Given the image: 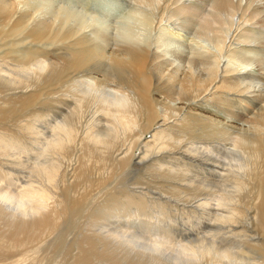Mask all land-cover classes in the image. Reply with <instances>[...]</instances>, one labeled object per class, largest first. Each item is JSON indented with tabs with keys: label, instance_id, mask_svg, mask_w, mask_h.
Instances as JSON below:
<instances>
[{
	"label": "bare ground",
	"instance_id": "obj_1",
	"mask_svg": "<svg viewBox=\"0 0 264 264\" xmlns=\"http://www.w3.org/2000/svg\"><path fill=\"white\" fill-rule=\"evenodd\" d=\"M130 1L145 8L137 24L147 31L143 39L49 0H0V158L35 155L33 165L24 167L35 180L20 183L19 194L0 178V264H148L143 255L131 257L124 243L168 252L169 237L151 222L137 223L133 213L105 236L100 221L121 219L123 211L103 216L97 208L102 197L116 203L117 196H127L131 206L145 209L146 198L128 196L125 184L143 166L144 175L184 181L179 166L176 171L159 159L156 167L154 156L166 152L188 158L189 168H229L222 184L188 179L187 186L195 188L194 199L207 196L201 206L217 202L218 224H242L240 232L229 227L230 234L246 237L255 229L264 236V52L257 55L264 51V32L256 29L264 30V0ZM172 22L192 34L190 45L185 39L174 43L180 37L161 29ZM155 27L165 44L147 42ZM100 88L114 94L100 96ZM217 113L238 125L213 117ZM176 190L180 200L183 190ZM181 236L186 243L170 252L173 264H202L191 254L202 261L211 254L207 264H264V239L254 234L224 248L223 238L209 242L202 235L192 242V234Z\"/></svg>",
	"mask_w": 264,
	"mask_h": 264
},
{
	"label": "rangeland",
	"instance_id": "obj_2",
	"mask_svg": "<svg viewBox=\"0 0 264 264\" xmlns=\"http://www.w3.org/2000/svg\"><path fill=\"white\" fill-rule=\"evenodd\" d=\"M49 1H51V2H53V3H55V5H61V6H63V7H66V8H69V9H74V10H79V11H82L83 13H85L86 15H89V16H96L97 18H99V19H101V20H104L103 22H105L106 24H107V26H109L110 27V29H117V31L119 32V31H121V32H124V30H123V28H125L126 29V31H129V32H126V33H130L131 35H134L135 34V37L138 35V37H140V39H143V38H145L144 36H146V32L147 31H145V29L143 28V27H138L137 26V24H138V19H140V17L142 16V14H143V12L145 11L144 9L145 8H143L142 6H139V4L137 3V2H134V1H130V0H121V1H118V0H57V2L55 1V0H49ZM59 3V4H58ZM61 3V4H60ZM63 3V4H62ZM133 5H132V4ZM136 4H138V5H136ZM68 5V6H67ZM139 6V7H138ZM142 9V11H141V9ZM134 10H135V12H134ZM140 10V11H139ZM142 12V13H141ZM129 22V23H128ZM170 23V22H169ZM169 23H163L162 25L164 26V28L162 27L161 29H163L164 30V32H170L171 34L173 33L174 34V36L173 37H175V36H177L180 40H178L176 37L174 38V40H178V41H173L174 43H176V42H178L179 43V41H181V39H185V41L183 40L182 41V43H184L185 45H186V43H189V45L191 44V41L193 40V36H192V34H190V32L188 31V30H185V29H182L181 28V26L179 25V24H177V22H172L171 24H169ZM133 24V25H132ZM168 24V25H167ZM175 24H177V25H179V26H177V25H175ZM113 25V26H112ZM127 25H129V26H127ZM169 25H171V27L169 26ZM174 26H175V29H174ZM130 28H132L131 30H130ZM156 29H155V31L154 32H152V31H148L149 33H147V34H149V35H151L150 36V38L151 39H147V42H149V43H154V44H156V43H159V44H165L166 42H167V40L163 37V40H165V41H162V39H160L159 40V36L161 37V36H164V35H161L160 34V31H158V29H157V27H155ZM177 28V29H176ZM166 29V30H165ZM179 29V30H178ZM182 29V30H181ZM257 29V31H259L260 33L262 32H264V30L262 29V27H260V28H256ZM261 29V30H260ZM157 30V31H156ZM181 30V31H180ZM183 30H185V31H183ZM131 31V32H130ZM185 32V33H184ZM189 34H188V33ZM152 33V34H151ZM137 34V35H136ZM172 37V38H173ZM191 37V38H190ZM162 38V37H161ZM189 38V39H188ZM191 39V40H190ZM159 40V41H158ZM181 43V42H180ZM168 45H172V44H168ZM175 44H173V46H174ZM189 45H187V46H189ZM172 47V46H171ZM240 47H243V45H241ZM239 47V48H240ZM174 48V47H173ZM248 48V46H245L244 47V49H247ZM257 50H259V48L257 49ZM258 52V51H257ZM263 52L264 51H261V50H259V52L257 53V55H260V54H263ZM248 82H249V84H251V82L248 80ZM102 88H100V89H98L99 91H97V93H98V95H100V96H108L109 94H114V92L111 90V89H109V88H104V89H102ZM101 90V91H100ZM108 90V91H107ZM104 93V94H103ZM102 94V95H101ZM208 104H209V106H211V104H212V102H208ZM208 104L205 102V106H207L208 107ZM213 105V104H212ZM213 107V106H212ZM213 108H215V107H213ZM242 109H243V107L242 106H240V109L238 110L239 112H242ZM43 112L45 113V114H49L50 112L48 111V110H45V109H43ZM48 112V113H47ZM218 114V113H217ZM214 115L213 116V114H209V115H211V116H213V117H215V118H217V119H219V120H221V121H223V122H226V123H232L233 121H235V122H233L235 125H238L237 124V122L239 123V121L238 120H236L235 118H234V120H233V117H231L230 115H227L226 116V114H218V115ZM231 117V118H230ZM227 118V119H226ZM8 126V127H7ZM12 126H14V125H12V124H4L3 125V127L4 128H12ZM14 128V127H13ZM129 143V142H128ZM230 142H228V144H229ZM129 145V144H128ZM127 145V146H128ZM172 152H166L165 153V155L163 154L162 156H154V158H153V161H154V163H155V165H156V167H158V168H160V164L161 163H159L160 161H158L159 159H161V161L162 162H171V164H173V165H176V171H177V169L179 170V168L181 169V172H179V171H177L180 175H182V176H184V178H186L187 179V182H186V179L184 180V181H181L180 179H174V180H171V179H165V178H162V177H160V178H157V177H155V176H147V175H144V172H145V166H143V168H139V170L137 169V170H134V172H131V173H129L128 174V181L127 182H125V184L126 185H128V186H126V189L129 191V193H130V195H128V196H130L131 197V195L133 194H135L134 196H136L137 195V197H139V196H142V197H145L146 198V204H147V206L145 207V209H137V207H135V205H132L131 206V204H134L133 203V199H132V197L130 198V200H129V198L127 197V196H124V197H118L117 196V198H116V203H110V199H104L103 197L101 198V199H99V204L97 205V208H98V210L102 213V215L104 216V215H106V214H108L109 216H113V215H115L116 216V211H123L122 213H121V219L119 218V219H116L114 216L113 217H108V218H110L109 219V221H105V222H101L100 221V225H102L103 227L104 226H106L105 228H103L104 230L102 231V233L105 235V236H109V235H111L112 234V232L115 230V231H118V230H120L121 228H122V226H121V223H122V221L124 220V219H126L125 217H126V214H132V215H134V218L136 219V218H138V220H140V221H138L137 223H142V222H151V224H153V225H156L157 226V228H158V230L159 231H161V234L162 235H167L168 237H169V241L167 242V243H164V246H165V249L166 250H169L168 252H164V251H162V252H156V250H154L152 247H146V246H136V247H128L127 246V244L126 243H124L123 245H122V247L123 248H125L129 253H130V256L131 257H135V258H138L139 256H141V255H143L144 257H142V258H144V260H145V262L147 261L148 262V264H157L158 262H162V264H173L174 263V259L173 258H175V257H173L172 256V254L170 253L171 251H173V250H176V249H180V248H182L181 247V243L182 242H185V241H183L182 240V242H180L181 241V235H183V236H185V237H188V234L189 235H191L192 234V236H194L195 234V236L194 237H190V238H188L189 240L190 239H192L191 241L193 242V241H195L198 237L199 238H202V235H203V237H206L207 238V240L209 241V242H212L211 240H213V242L215 241V240H218V238L220 239V238H223V239H225V240H222V239H220V243H222L223 242V245H221L220 247H222V248H224L223 246H226V247H233V245L235 244V245H238L242 240H244V239H246L247 238V236H249V238L250 239H252L253 237L254 238H256L257 240L258 239H261V240H263L264 239V236H263V234H261L260 232H257L255 229H252L253 230V233L252 234H250V233H246V237H245V235L244 234H242L241 233V235H240V237H237V236H234V235H232V234H230L229 233V229L231 228H235V229H237L239 232H240V230L238 229V227L241 225L242 226V224H237L236 226H232V225H227V224H225L224 226L221 224V223H219L218 224V222H216L215 220H214V214L217 212V211H219V208L216 206V204H217V202L216 201H214V200H211V201H209L208 203V206H206L207 207V209H206V207H203V206H201V204L200 203H202V202H204L203 200H205V198L207 197V196H203V197H205V198H203V197H201V198H203V200L201 199H194V198H197V196L198 195H194V194H196L197 192L195 191L194 192V190H195V188H191L190 186H187V185H189L188 183H189V180L190 181H200V182H204V181H206V183H207V181L209 182V180H210V182L209 183H212V184H217V185H219V184H222L223 182H222V179H223V176L224 175H226L225 173H226V171H224V170H228L229 168H227V167H223V168H221L220 166L218 167V168H215L213 165L214 164H212V165H210V166H208V165H206V166H202V167H200V166H198V167H194L193 165H192V167H194V168H189L190 166H191V162H190V160L188 161L187 159L188 158H182L177 152L176 153H172ZM169 156H168V155ZM16 154H14L13 156H15ZM25 155V156H24ZM178 155V156H177ZM30 156V157H29ZM32 156H34V157H32ZM175 156V157H174ZM165 157H168L167 159L165 158ZM171 157V158H170ZM180 157V158H179ZM33 158V159H32ZM35 158V155L34 154H23V156L20 154V156H15V158H12V157H10L9 159H10V161H9V159H5V158H3V160L0 158V161H2V162H0V164H1V166H0V178L2 179V186H8L9 187V189H11L10 191L12 192V193H14V194H19V192L21 191V189H22V185H24L25 184V182L26 181H33V180H35V178L33 177V178H30V177H32L31 176V172H30V170L29 169H27V168H24V167H29V165H33V162H34V159ZM190 158V157H189ZM156 159V160H155ZM172 159V160H171ZM182 159V160H181ZM14 160H16L18 163H21V164H23V165H20V166H18V165H16V164H13L12 163V161H14ZM179 160V161H178ZM181 160V161H180ZM27 161V162H26ZM29 161V162H28ZM179 162V163H178ZM187 162V163H186ZM8 163H12V165H10V164H8ZM28 163V165H26ZM30 163H32V164H30ZM5 164H7V165H5ZM205 164V163H204ZM5 165V166H4ZM162 165V164H161ZM186 165V166H185ZM2 166H3V168H2ZM12 166V167H11ZM177 166H179V168H177ZM189 166V167H188ZM5 167V168H4ZM189 168L190 170H188L187 168ZM214 167V168H213ZM14 168V169H13ZM16 168V169H15ZM24 170H23V169ZM199 168L201 169V170H199ZM207 168V169H206ZM213 168V169H212ZM2 169H4V171H2ZM8 169V170H7ZM21 169V170H20ZM165 169V168H164ZM198 171H197V170ZM204 169V170H203ZM211 169V170H210ZM6 170V171H5ZM10 170V171H9ZM162 170H163V167H162ZM8 171H9V173H8ZM25 171V172H24ZM204 171V172H203ZM3 172V173H2ZM6 173V175H5V173ZM201 172V173H200ZM219 172V173H218ZM18 174V175H12V174ZM28 173H29V176H28ZM203 173H205V174H203ZM24 174V175H23ZM184 174V175H183ZM194 174H196L195 176H193ZM202 174V175H201ZM212 174V175H211ZM216 174V175H215ZM13 176L14 178H12V177H10V176ZM197 175H200V176H197ZM5 176H7V177H5ZM16 176H17V178H16ZM25 176V177H24ZM202 176V177H201ZM208 176V177H207ZM3 177V178H2ZM19 177H20V180H19ZM140 177V178H139ZM189 177V178H188ZM195 177V178H194ZM198 177V178H197ZM201 177V178H200ZM17 180H16V179ZM26 178V179H25ZM28 178V179H27ZM147 178V179H146ZM206 178V179H205ZM209 178V179H208ZM213 178V179H212ZM142 179V180H141ZM152 179V180H151ZM189 179V180H188ZM198 179V180H197ZM202 179V180H201ZM212 179V180H211ZM215 179H217V180H215ZM19 180V182H16V181H18ZM26 180V181H25ZM160 180V181H159ZM215 180V181H214ZM15 181V182H14ZM131 181V182H130ZM167 181H169V182H167ZM35 182V181H34ZM153 183V185L151 184V183ZM175 184H174V183ZM177 182V183H176ZM180 182H183V183H180ZM185 182L187 183V184H185ZM216 182V183H215ZM20 183H22V185L20 184ZM135 184L137 185V186H135ZM155 184V185H154ZM162 184H164V185H162ZM183 184V185H182ZM177 185V186H176ZM21 186V187H20ZM134 186V187H133ZM158 186V187H157ZM160 186V187H159ZM138 187V188H137ZM141 187V188H140ZM150 187H151V189H150ZM153 187V188H152ZM183 187H185V188H183ZM140 188V189H139ZM156 188V189H155ZM159 190H158V189ZM162 188H164V190L162 189ZM177 188H179V189H181V190H183V193L184 194H181V199H180V197H179V199L180 200H178V198H175V197H178V195H179V193L177 192ZM187 188V189H186ZM149 189V190H148ZM154 191H153V190ZM173 189V190H172ZM192 189V190H191ZM134 191V192H133ZM158 191H161V192H158ZM166 191H167V193H169V194H167L166 195ZM153 194H152V193ZM162 192L164 193V194H162ZM172 192V193H171ZM190 192V193H189ZM193 192V193H192ZM158 193H160V194H158ZM200 193V192H199ZM198 193V194H199ZM162 194V195H161ZM190 194H192V195H190ZM151 195V196H150ZM160 197H159V196ZM164 195V196H163ZM184 195V196H183ZM189 195V196H188ZM149 196V197H148ZM171 198H170V197ZM191 196V197H190ZM153 197H155V198H153ZM172 197H174V198H172ZM199 197V196H198ZM156 198H158L157 200H156ZM166 198V199H165ZM186 198V199H185ZM188 198V199H187ZM192 198V199H191ZM154 199H155V203H154ZM161 199V200H160ZM210 199H212V198H209V200ZM166 200V201H165ZM182 200V201H181ZM188 200H190V201H188ZM192 200V201H191ZM151 201H152V203H151ZM169 201V202H168ZM182 202L181 204H178V203H180V202ZM201 201V202H200ZM214 201V202H213ZM106 202V203H105ZM172 202V203H171ZM178 202V203H177ZM183 202H185V203H183ZM188 202V204H187V206H186V203ZM199 203V204H196V203ZM158 203H160V204H158ZM173 203H175L174 205H173ZM190 203H192L191 205H190ZM129 204V205H128ZM154 205V206H153ZM156 205V206H155ZM190 205V206H189ZM201 207H200V206ZM189 206V207H188ZM192 206V208H190ZM135 207V208H134ZM155 207H157V208H155ZM162 207V208H161ZM183 207H184V209H183ZM185 207H186V209H185ZM22 207H20L19 209H21ZM105 208L106 209H111V210H109V211H106L105 210ZM166 208V209H165ZM115 209V210H114ZM129 209V210H128ZM136 209V210H135ZM146 209H147V211H146ZM153 209V210H152ZM162 209V210H161ZM165 209V210H164ZM171 209H172V211H173V213H172V211H171ZM177 209H178V211H177ZM190 209H192L191 211H194V212H191L190 211ZM194 209V210H193ZM200 211H199V210ZM203 209V210H202ZM207 210V211H209L210 212V217H209V215H208V213L205 211L204 212V210ZM114 211V213H113V211ZM139 210V211H138ZM144 210V211H143ZM156 210V211H155ZM176 210V211H175ZM183 210V211H182ZM185 210H187V212H188V214H186L187 212L185 211ZM212 210V211H211ZM111 211V212H110ZM119 211V212H120ZM133 211V212H132ZM160 211V212H159ZM161 211H162V213H163V211H164V213L163 214H161ZM169 211H170V213H169ZM196 211V212H195ZM197 211H198V213H197ZM10 214H11V209H10V211H8ZM167 212V213H166ZM178 212H179V214H178ZM202 212H204V213H202ZM116 213V214H115ZM177 213V214H176ZM182 213V214H181ZM191 213V214H190ZM194 213H196L197 215H195ZM207 213V214H206ZM141 214H142V216H141ZM170 214V215H169ZM175 214V215H174ZM138 215V216H137ZM162 216V217H161ZM178 216V217H177ZM183 216V217H182ZM187 216V217H186ZM195 216H197L196 218H194ZM201 216H203V217H201ZM106 217V216H105ZM152 217V218H151ZM170 217H171V219H170ZM177 217V218H176ZM189 217V218H188ZM115 218V219H114ZM118 218V217H117ZM187 218V219H186ZM190 218H192V222L190 221V222H186V221H188V220H190ZM200 218V219H199ZM203 218V219H202ZM112 219V220H111ZM156 219V220H155ZM169 219H170V221H169ZM186 219V220H185ZM208 222V224L206 223V221ZM106 220H108V219H106ZM142 220V221H141ZM195 220V221H194ZM203 221V223H202V221ZM184 221V222H183ZM198 221H201V222H198ZM205 221V222H204ZM116 222V223H115ZM121 222V223H120ZM178 222H179V224H178ZM195 222V223H194ZM196 222H198V223H196ZM105 223V224H104ZM115 223V224H114ZM175 223V224H174ZM188 223H192V227H190L191 226V224H190V226H189V224ZM194 223V224H193ZM203 225H201V224ZM139 224V225H140ZM197 224V225H196ZM207 224V225H206ZM218 226H221V227H223V228H221V227H218ZM221 224V225H220ZM136 225V224H135ZM134 225V226H135ZM138 225V226H139ZM204 225H206V226H208L207 228H206V226H204ZM194 226H197L196 228L198 229V230H196V228L194 227ZM202 226V227H201ZM230 227V228H229ZM188 228H191V229H188ZM195 228V229H194ZM202 228V229H201ZM203 228H206L205 230H203ZM227 229V231H226V229ZM240 228V227H239ZM195 231V233L194 232H192L193 230ZM201 229V230H200ZM222 229V230H221ZM223 229H225V230H223ZM187 230V231H186ZM192 232H190V231ZM209 230H212V231H209ZM218 230V231H217ZM200 231H201V233H200ZM223 233H222V232ZM129 233H131V234H137L136 232H134V230H129L128 231ZM171 232V233H170ZM206 232H208L207 234H206ZM214 232V233H213ZM200 233V234H199ZM204 233H205V236H204ZM212 233V234H211ZM220 233V236H218V234ZM222 233V234H221ZM229 233V234H228ZM257 233H258V235H257ZM102 234V235H103ZM227 234H228V236H231L230 238H228L227 237ZM249 234V235H248ZM253 234H254V236H253ZM201 235V236H200ZM72 236V237H71ZM70 236V239L71 238H73V236L74 235H71ZM253 236V237H252ZM180 237V238H179ZM211 237V238H210ZM213 237V238H212ZM214 237H216V238H214ZM236 237H237V239H236ZM263 237V238H262ZM148 238H151V237H149L148 236ZM162 238H164V237H162ZM196 238V239H195ZM197 239V240H200V239ZM180 239V240H179ZM187 239V240H188ZM230 239H231V241H230ZM226 240L227 241H230V242H226ZM238 240V241H237ZM235 242V243H233V242ZM186 243V242H185ZM220 243H218V244H220ZM224 243H225V245H224ZM227 244H229V245H227ZM163 248V247H162ZM120 252H122V250L120 251ZM140 254V255H139ZM193 255V256H192ZM190 257L192 258V257H194V259H193V261L196 263V262H201L202 264H207L206 263V261H208L209 262V259L212 257L211 256V254L210 255H208L207 257H206V259H204L203 261H205L204 263H203V261L201 260L202 259V257L201 256H198V255H194V254H191L190 255ZM190 257H189V259H190ZM199 257V259H197ZM217 259V258H216ZM195 260H197V261H195ZM185 261L186 260H184V264H186L185 263ZM212 261H215V260H212ZM217 261V260H216ZM7 262H9V261H7ZM54 262V261H53ZM219 264H245V263H243L242 261H233V260H230V259H224V260H220V261H217ZM217 262H215V264H218ZM242 262V263H241ZM248 262V264H254L252 261H247ZM52 264V263H51ZM209 264V263H208Z\"/></svg>",
	"mask_w": 264,
	"mask_h": 264
}]
</instances>
